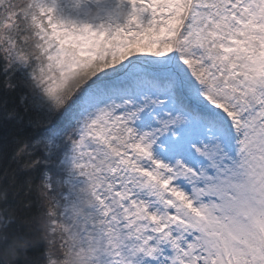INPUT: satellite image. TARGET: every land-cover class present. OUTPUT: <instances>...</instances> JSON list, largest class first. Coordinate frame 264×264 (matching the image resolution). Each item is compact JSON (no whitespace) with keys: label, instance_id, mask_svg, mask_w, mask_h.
I'll return each instance as SVG.
<instances>
[{"label":"snow or ice","instance_id":"snow-or-ice-1","mask_svg":"<svg viewBox=\"0 0 264 264\" xmlns=\"http://www.w3.org/2000/svg\"><path fill=\"white\" fill-rule=\"evenodd\" d=\"M0 264H264V0H0Z\"/></svg>","mask_w":264,"mask_h":264}]
</instances>
